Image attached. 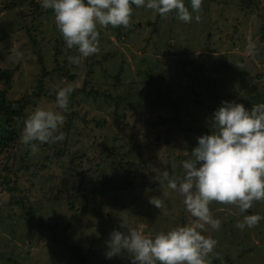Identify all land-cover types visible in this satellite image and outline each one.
<instances>
[{
	"label": "rangeland",
	"instance_id": "rangeland-1",
	"mask_svg": "<svg viewBox=\"0 0 264 264\" xmlns=\"http://www.w3.org/2000/svg\"><path fill=\"white\" fill-rule=\"evenodd\" d=\"M132 7L127 27L97 25L99 51L74 64L52 9L0 0V100L18 113L9 124L0 104V264H132L127 251L106 258L110 233L194 222L163 171L184 178L182 161L222 101L264 102V0H202L189 23ZM66 85L65 138L37 141L33 153L21 142L25 119L55 109ZM209 209L221 221L202 233L217 241L210 264H264V219L236 226L264 217V200L247 213Z\"/></svg>",
	"mask_w": 264,
	"mask_h": 264
},
{
	"label": "clouds",
	"instance_id": "clouds-1",
	"mask_svg": "<svg viewBox=\"0 0 264 264\" xmlns=\"http://www.w3.org/2000/svg\"><path fill=\"white\" fill-rule=\"evenodd\" d=\"M45 9H52L56 27L66 46L75 47L79 56H70L71 63L79 64L81 57L99 51L97 25L124 26L130 23L132 5L154 10L161 17L175 10L176 18L189 23L200 10L202 0H40ZM191 9V10H190ZM252 49H250L251 51ZM74 88L70 85L56 91L55 109L37 106L25 119L21 142L30 146L35 142L63 141L59 129L65 121L69 100ZM211 131L197 137V145L188 159L182 161L185 175L182 180L162 175L167 187L184 197L186 210L194 222L179 225L155 235L128 228L127 234L113 230L106 242V258L127 251L132 264H210L207 259L217 241L202 233L219 229L221 221L210 214L209 204L218 201L235 204L247 213L253 201L264 200V102L246 108L244 104L224 100L209 118ZM149 202L160 208L161 200L153 196ZM261 219L259 214H246L237 228H252ZM122 226H126L122 221Z\"/></svg>",
	"mask_w": 264,
	"mask_h": 264
},
{
	"label": "trees",
	"instance_id": "trees-1",
	"mask_svg": "<svg viewBox=\"0 0 264 264\" xmlns=\"http://www.w3.org/2000/svg\"><path fill=\"white\" fill-rule=\"evenodd\" d=\"M263 96L260 95V97H259L258 95H256V98L259 97L260 100H263L264 99ZM0 104L2 106V109H4L6 111V121L9 124H12V122H14V116L17 115L18 113L15 112V111L10 110L9 107H6L1 100H0Z\"/></svg>",
	"mask_w": 264,
	"mask_h": 264
}]
</instances>
